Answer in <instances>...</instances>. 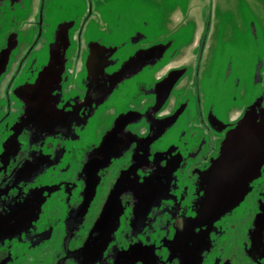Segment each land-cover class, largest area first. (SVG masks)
<instances>
[{
    "label": "flooded vegetation",
    "instance_id": "flooded-vegetation-1",
    "mask_svg": "<svg viewBox=\"0 0 264 264\" xmlns=\"http://www.w3.org/2000/svg\"><path fill=\"white\" fill-rule=\"evenodd\" d=\"M0 264H264V0H0Z\"/></svg>",
    "mask_w": 264,
    "mask_h": 264
},
{
    "label": "water",
    "instance_id": "water-1",
    "mask_svg": "<svg viewBox=\"0 0 264 264\" xmlns=\"http://www.w3.org/2000/svg\"><path fill=\"white\" fill-rule=\"evenodd\" d=\"M249 127V123L247 121L242 122L239 125L240 131L244 130L245 128ZM239 133V132H238ZM243 133V134H242ZM239 133V135H242L246 138V135H248L247 132ZM234 141L232 139H229L225 145H224V156H222L219 160H221V164H219L220 161H218L217 164H213L211 171L209 173L210 178L212 176L214 177L213 180L221 178V182L224 184H230L235 182L234 176L240 175L245 179V182L249 179V176L252 174V166L248 163H241L239 161H242L244 159H247V154L252 149V145L248 140L244 139L240 146H236L233 144ZM244 152V155L237 156L235 153L237 151ZM102 152V149L100 150ZM96 158H93V162L87 163V167L85 169L89 170L90 168L94 167V175L96 174V171L102 167L100 162V156L101 153L97 155L95 153ZM94 155V156H95ZM246 155V156H245ZM223 159V161H222ZM127 173H122L117 182L115 183V186L113 190L111 191L106 203L103 206L100 218L96 222L93 233H97V235H91L89 239L86 241L85 245L81 249V255L83 257H86V255L89 253L91 249L96 250H102L107 242L110 239V235L113 233L115 227H116V216L118 214V210L121 209V205L119 202V194L122 190H124L127 185L129 184L127 177H125ZM212 180V179H211ZM212 180V181H213ZM211 181V182H212ZM244 181V180H243ZM94 193V186L90 187L86 190L84 204L82 205L84 209L87 208L89 202L92 199ZM240 197V196H238ZM212 199H215L219 205L221 206V214L224 213L227 210V208L232 207L234 205V202L239 199L236 198V196L233 195H221L213 197ZM109 224V225H108Z\"/></svg>",
    "mask_w": 264,
    "mask_h": 264
}]
</instances>
